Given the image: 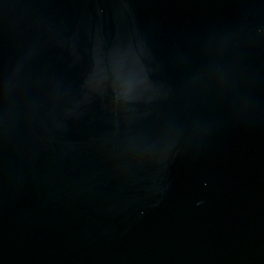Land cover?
I'll use <instances>...</instances> for the list:
<instances>
[{
    "label": "water",
    "instance_id": "water-1",
    "mask_svg": "<svg viewBox=\"0 0 264 264\" xmlns=\"http://www.w3.org/2000/svg\"><path fill=\"white\" fill-rule=\"evenodd\" d=\"M0 264H264V0H0Z\"/></svg>",
    "mask_w": 264,
    "mask_h": 264
}]
</instances>
